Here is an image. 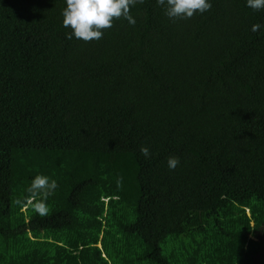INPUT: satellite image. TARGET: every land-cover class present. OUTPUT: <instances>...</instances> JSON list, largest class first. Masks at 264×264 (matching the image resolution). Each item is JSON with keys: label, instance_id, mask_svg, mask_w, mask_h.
Segmentation results:
<instances>
[{"label": "trees", "instance_id": "obj_1", "mask_svg": "<svg viewBox=\"0 0 264 264\" xmlns=\"http://www.w3.org/2000/svg\"><path fill=\"white\" fill-rule=\"evenodd\" d=\"M64 6L0 0V264H264V10L144 0L85 43Z\"/></svg>", "mask_w": 264, "mask_h": 264}, {"label": "clouds", "instance_id": "obj_2", "mask_svg": "<svg viewBox=\"0 0 264 264\" xmlns=\"http://www.w3.org/2000/svg\"><path fill=\"white\" fill-rule=\"evenodd\" d=\"M143 3L144 0H64L61 27L67 29L65 38L85 43L98 41L103 37L104 30L111 28L114 20L121 18L133 26L136 20L130 14V9ZM155 3L169 20L191 19L194 15H202L212 8V0H155ZM245 7L259 12L264 10V0H245ZM261 27L260 24H253L250 31L258 32ZM139 152L145 159L151 155L147 147H141ZM179 163V159L174 156L166 160L170 171L175 170ZM116 186H121L120 178H117ZM56 188V180L36 175L25 189V199L36 214L47 215L46 201L54 194ZM15 203L22 204L23 201L18 199Z\"/></svg>", "mask_w": 264, "mask_h": 264}]
</instances>
